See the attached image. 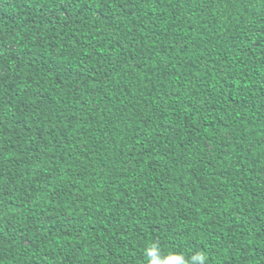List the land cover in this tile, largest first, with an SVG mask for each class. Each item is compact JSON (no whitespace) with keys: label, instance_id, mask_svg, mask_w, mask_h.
Returning <instances> with one entry per match:
<instances>
[{"label":"trees","instance_id":"obj_1","mask_svg":"<svg viewBox=\"0 0 264 264\" xmlns=\"http://www.w3.org/2000/svg\"><path fill=\"white\" fill-rule=\"evenodd\" d=\"M264 264V0H0V264Z\"/></svg>","mask_w":264,"mask_h":264},{"label":"clouds","instance_id":"obj_2","mask_svg":"<svg viewBox=\"0 0 264 264\" xmlns=\"http://www.w3.org/2000/svg\"><path fill=\"white\" fill-rule=\"evenodd\" d=\"M149 257V264H190L182 254L172 253L167 256L162 255L157 244L153 243L146 249ZM207 257L204 253H199L191 258L195 264H206Z\"/></svg>","mask_w":264,"mask_h":264}]
</instances>
